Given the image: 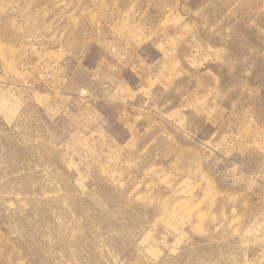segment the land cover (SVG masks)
Returning a JSON list of instances; mask_svg holds the SVG:
<instances>
[{
  "label": "rangeland",
  "instance_id": "obj_1",
  "mask_svg": "<svg viewBox=\"0 0 264 264\" xmlns=\"http://www.w3.org/2000/svg\"><path fill=\"white\" fill-rule=\"evenodd\" d=\"M0 264H264V0H0Z\"/></svg>",
  "mask_w": 264,
  "mask_h": 264
}]
</instances>
